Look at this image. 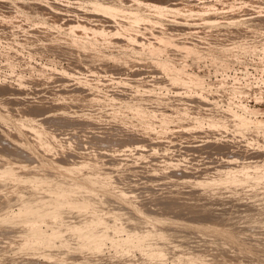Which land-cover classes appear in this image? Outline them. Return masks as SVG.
I'll list each match as a JSON object with an SVG mask.
<instances>
[{
	"label": "rangeland",
	"instance_id": "1",
	"mask_svg": "<svg viewBox=\"0 0 264 264\" xmlns=\"http://www.w3.org/2000/svg\"><path fill=\"white\" fill-rule=\"evenodd\" d=\"M263 164L264 0H0V264H264Z\"/></svg>",
	"mask_w": 264,
	"mask_h": 264
},
{
	"label": "bare ground",
	"instance_id": "2",
	"mask_svg": "<svg viewBox=\"0 0 264 264\" xmlns=\"http://www.w3.org/2000/svg\"><path fill=\"white\" fill-rule=\"evenodd\" d=\"M117 4V3H116ZM116 4H114V3H110V2H99V3H95V5H96V8L95 9H99V10H102V11H105V12H108V14L109 13H113V15H114V13L115 12H120V11H118L119 10V8H120V5L118 6V5H116ZM161 6H160V4H159V6H158V8H160ZM122 8V7H121ZM165 8V7H164ZM169 8V7H168ZM123 9V8H122ZM133 9V8H132ZM178 9V8H177ZM164 10V9H163ZM203 10V9H202ZM128 11H129V9H128ZM127 11V12H128ZM133 11H134V9H133ZM126 12V11H125ZM131 12V11H130ZM134 13V12H133ZM106 14V13H105ZM152 15V14H151ZM150 16V15H149ZM131 19H129V24H128V27L125 29L126 31L123 33L124 34V36L125 37H127V38H133V30H136L135 28H139V26H140V24L144 21V22H147L148 23V21H150L151 19H149L150 17H146V16H143V15H141V14H132V16L130 17ZM148 18V19H147ZM210 18V17H209ZM216 20V19H215ZM85 23H83V22H81V21H78L77 23L75 22V23H72V25H71V28L72 29H76V28H80V29H82V27L84 28V26H86V25H84ZM145 24V23H144ZM92 28V27H91ZM88 29H90V28H88ZM94 31H96V33L99 31V32H105L106 33V28H103V27H101V28H94ZM110 33V32H109ZM71 43V42H70ZM195 81V80H194ZM7 111V110H6ZM172 118V117H171ZM178 119V118H177ZM241 120V119H240ZM244 121H246V120H244ZM25 123V122H24ZM20 124H22V123H20ZM29 124V123H28ZM214 124V123H213ZM239 124V123H238ZM24 125V124H23ZM22 125V126H23ZM29 125H31V124H29ZM240 125V124H239ZM28 128V127H27ZM35 130V132H36V134H35V141H37V142H39V143H41L40 145H42V146H44V147H52L53 148V146H51L53 143H52V140H54V138H52L53 136H50L49 135V133L47 134L44 130H36V129H34ZM155 135V134H154ZM55 136V135H54ZM56 139V138H55ZM38 143V144H39ZM45 145H47V146H45ZM141 145V144H140ZM47 147V148H48ZM48 149H50V148H48ZM140 150V149H139ZM142 150V149H141ZM24 156V155H23ZM253 162V161H252ZM249 164V163H248ZM241 165V164H240ZM243 165H244V163H243ZM232 166V165H231ZM258 166V165H257ZM263 166H264V164H263ZM234 167V166H233ZM261 167V166H260ZM259 168V167H258ZM229 169H231V168H229ZM234 170V169H233ZM231 171H232V169H231ZM251 171V170H250ZM260 172V171H259ZM14 168L13 167H9V168H7L6 167V169H5V171L3 172V175H7V174H9V175H14ZM218 173V172H217ZM229 173V172H228ZM242 173V172H241ZM258 173V172H257ZM248 174V173H247ZM258 175V174H257ZM104 176V175H103ZM238 176H239V174H238ZM241 177V176H240ZM218 178V177H217ZM259 178V177H258ZM204 179V178H203ZM234 179H235V177H234ZM236 179H238V178H236ZM240 179V178H239ZM246 180V179H245ZM86 181V180H85ZM98 181V180H97ZM100 181V180H99ZM208 181V180H207ZM77 183H80V182H77ZM83 186H84V184H83ZM87 188H89V186L87 187ZM233 189V188H232ZM65 190L66 189H61V188H58V189H54V190H52V192L54 193V197H56V199H58V197H60L61 196V194L63 193V192H65ZM220 202V201H219ZM89 202H84L83 200H78V202H76V204H77V206L79 207V208H82L83 210H81V211H84V207L86 208L89 204H88ZM62 203H57V204H55L53 207H51L50 208V211H48V213H46L45 215H44V219H42V220H44V221H46V220H48L49 222H52L53 224H49L50 226L52 225V230L53 231H59L58 229H60L61 227H62V225H59V226H55V224L54 223H56V221H58V220H60V218H61V209H62V205H61ZM33 205H32V207H31V205L29 206V205H26L25 207H24V210H30V209H33ZM61 210V211H60ZM80 211V212H81ZM87 211H88V209H87ZM87 211L85 210V214H87L88 215V213H87ZM61 212V213H60ZM92 213V212H91ZM109 213V212H108ZM111 213H112V211H111ZM117 213V212H116ZM115 213V214H116ZM80 214V213H79ZM82 214V213H81ZM95 214V213H94ZM98 214V213H97ZM83 215V214H82ZM63 216V215H62ZM110 216H112V215H110ZM87 218V217H86ZM102 218H104V215H101V214H99L98 216L95 214V216L94 215H88V219H84L83 221H80L79 222V224L78 225H74V227H72L73 229H75V230H77V234H79V238L80 239H85V240H88V239H90V241L92 240L91 239V237H95V239H96V237H97V235H102L103 233L104 234H106V225L105 224H103V225H99V227L98 228H96V229H94V230H92V231H89L88 230V227L91 225L90 223H92V222H95L96 223V221H99V222H101L102 221ZM113 219V218H112ZM179 219V218H178ZM81 220V219H80ZM114 220V219H113ZM193 220V219H192ZM38 221H39V219H33V220H26L25 221V223H27L28 224V226H30L31 227V234L33 235L34 234V236H37V235H42L43 234V231L41 230V229H34V228H37L38 226L36 225V223H38ZM99 222H97V223H99ZM122 222V221H121ZM200 222V221H199ZM176 223V222H175ZM119 224V223H118ZM121 224V223H120ZM148 224H149V227H152L153 226V224L152 223H149V221H148ZM152 224V225H151ZM98 225V224H97ZM118 226V225H117ZM148 226V225H147ZM92 227V226H91ZM108 227V226H107ZM116 228V227H115ZM227 229V228H226ZM220 232V231H219ZM82 233V234H81ZM231 233V232H230ZM227 234H229V233H227ZM230 235V234H229ZM130 238V237H129ZM233 241H235V239H236V237H234L233 235L230 237ZM233 238H235V239H233ZM238 238V237H237ZM94 238H93V240H95ZM100 239V238H99ZM140 239V238H139ZM141 240V239H140ZM237 240H239V239H237ZM128 241V240H127ZM138 241V240H137ZM143 241V240H142ZM96 242V241H95ZM97 242H99V240L97 239ZM132 242V241H131ZM225 242V241H224ZM151 243V242H150ZM154 243V242H153ZM226 243V242H225ZM142 244V243H141ZM148 244V243H147ZM226 244H229L228 242L226 243ZM99 245V244H98ZM97 245V246H98ZM192 245V244H191ZM231 245V244H230ZM91 246V245H90ZM150 246V245H149ZM211 246V245H210ZM216 246V245H215ZM92 247H94L93 245H92ZM138 247V246H137ZM142 247V246H141ZM91 248V247H90ZM96 248V247H95ZM228 249V248H227ZM97 250V249H96ZM150 250V249H149ZM152 250H154V249H152ZM156 250V249H155ZM147 251V250H146ZM147 252H150V251H147ZM155 252V251H154ZM159 252V251H158ZM157 254V253H156ZM161 254V253H160Z\"/></svg>",
	"mask_w": 264,
	"mask_h": 264
}]
</instances>
